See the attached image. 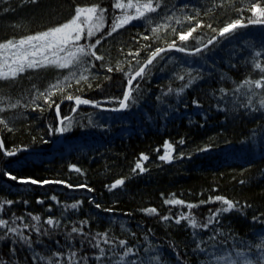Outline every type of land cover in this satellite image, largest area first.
<instances>
[{"label": "trees", "instance_id": "16d2710c", "mask_svg": "<svg viewBox=\"0 0 264 264\" xmlns=\"http://www.w3.org/2000/svg\"><path fill=\"white\" fill-rule=\"evenodd\" d=\"M115 2L0 0V42L60 26L75 16L77 7L97 6L107 9L103 13L105 28L91 41L85 37L81 42L94 43L105 36L114 18L122 14V10L114 8ZM120 2L126 4L129 0ZM137 2L148 0H132ZM152 3L154 7L159 4L155 12L146 13L144 18L101 40L94 50L104 57L102 61L85 57L83 63L69 68L50 66L26 70L15 79H0V119L8 124V128L0 124V134L7 151L50 148L59 137L55 131L59 125L56 104L67 100L68 95L119 107L118 100L127 87L126 73L134 74L157 47L175 43L194 50L226 24L236 19L246 23L250 18H258L252 13L254 5L264 8V0ZM183 4L190 7L181 9ZM125 11L132 13L134 9ZM149 18L151 24L147 23ZM153 28L159 30L153 32ZM192 28L195 31L191 36L181 41L179 35ZM145 35L149 39L144 40ZM228 37L195 56L168 52L162 55L163 60L158 58L155 66H150L151 74L135 83L140 84L139 91L133 92L138 105L131 111L116 114L81 108L73 112L74 103L63 105L60 116L71 117L72 127L64 133V143L53 151L7 158L0 149V203L4 204L0 218L11 223L13 217H23L14 225L23 228L25 224H37L31 216L38 215L40 225L52 233L40 235L31 227L24 229V234L34 241L31 249L13 234H5L0 241V260L5 264H84L81 257L87 256V264H115L117 257L108 245L101 247L111 260L97 261L99 251L90 243L97 233H108L117 244L120 240L127 242L132 254L126 261L134 260L136 264H243L245 260L264 264V251L257 247L264 241V109L258 103L264 89L255 90L257 96L251 107L245 106V89L234 92L245 79L256 81L264 77L254 66L259 62L264 67V26L239 29ZM12 51L0 54V61L4 56L11 58ZM258 51L262 53L259 57ZM137 52L139 56L135 55ZM101 64L105 67L101 68ZM108 67L113 70L107 71ZM197 70H203V78L181 95L168 92L169 88L179 90L187 83V73L192 71L196 75ZM73 71L87 79L79 83L75 79L66 81L65 77ZM179 75L185 79H178ZM222 75L225 79H221ZM57 81H63L62 87L51 89ZM221 88L228 94L223 95ZM50 89V97L40 95ZM194 99L199 107L193 105ZM11 104L18 106L10 108ZM67 123L66 119L64 124ZM181 139L183 144L179 143ZM166 142L172 145L171 162L159 159L166 151ZM204 148L208 150L202 151ZM181 153L182 159L178 158ZM142 156L148 159L143 160ZM137 163L145 171L137 169ZM5 173L53 183L20 184L8 179ZM120 179L125 183L110 190ZM53 196L55 200L51 199ZM216 196L233 201L239 211L222 214L217 218L219 223L203 230L192 229L185 220L179 225L174 222L180 213L188 214L186 205L191 203L199 205L191 209V214L202 223L221 204L200 202ZM171 199L184 203H165ZM9 200L11 205L6 203ZM74 203L78 205L75 209L70 207ZM149 208H155L156 214H148ZM257 217L258 220L254 219ZM48 218L58 220L60 227L53 229L47 225ZM84 221L87 223H81ZM73 226L81 228L87 238L80 233H71V238H67ZM4 231L0 229V233ZM193 231L197 233L195 238ZM124 250L116 247L117 253ZM229 256L230 260L224 259Z\"/></svg>", "mask_w": 264, "mask_h": 264}, {"label": "snow or ice", "instance_id": "6c2138e0", "mask_svg": "<svg viewBox=\"0 0 264 264\" xmlns=\"http://www.w3.org/2000/svg\"><path fill=\"white\" fill-rule=\"evenodd\" d=\"M32 3H36L37 0H31ZM157 7H159V4L154 7L152 0H148V2L145 3H132V0H129L128 3H121L120 0H116L114 4V8L122 10V14L119 16H116L113 20V23L110 27V30L105 34L104 37H100L99 39H96L94 43H88V44H81L80 41L82 39H85V28L87 29L86 37L89 41L92 40V38L96 35L97 31L100 29V27L103 24L104 16L103 13L107 11V9H98L97 6L83 8V7H77L75 9V16L70 19L68 22L61 24L60 26L50 28L46 31H42L38 34L34 35H28L24 38H20L18 40L9 39L6 42H0V54L8 51H12L11 58L4 56L3 60L0 61V79H15L16 76L20 73L25 72L26 70H36L38 68H44V67H55L56 69H65L69 68L70 66H76L80 65L84 62L85 57H92L96 61H102L104 59L103 56L98 55L96 51L94 50L97 45L101 43V40L106 38V36H111L113 32H115L117 29L124 27L126 24L131 23L132 21L139 20L141 18L145 17L146 13H152L157 10ZM190 5L183 4L180 5L181 9L189 8ZM134 9V12L129 13L125 10H131ZM4 11H8L7 8L3 9ZM99 12V15L97 13ZM252 13L254 17H258L256 19H249L248 23L250 24H261L264 23V8H261L259 4H256L252 7ZM95 18V19H94ZM170 19V17H166ZM151 19L149 18L147 20L148 24H151ZM179 22V21H178ZM242 21V19H236L232 21L231 23L226 24V26L222 27L219 30L218 35L220 37H225V39H228L230 37L226 36L225 34H232L235 35V29L237 28H243L246 27ZM211 27V25H209ZM158 28H153L152 31L156 32L158 31ZM195 31V28L190 29L186 33H181L179 35V39L181 41H185L188 39L189 36H191L192 32ZM213 31H216L213 29ZM144 40L149 39L147 35L143 36ZM215 41L210 39L205 44V48L209 44H213ZM170 48H175L178 52H187L189 55H195L202 51L200 48H196L195 52L188 51L185 47H178L176 48L175 43L169 46ZM166 49L157 47L154 51L150 52L148 54V58L141 64L140 67L132 73H126L127 79V91L123 94L122 99L118 100L119 107L114 108H105L102 109L103 111H111V112H122V111H131L133 107L138 105V99L137 97L133 96V92H138L140 89V84L137 83L135 86H133V81L139 77L141 79H145L148 75L151 74V68L149 66H155L154 61H157V58L159 57L161 60L164 59V57L161 55L163 52H165ZM63 54V55H61ZM261 52H256V56H261ZM129 55H132L131 52H129ZM136 56H139V52L135 53ZM10 59V62H9ZM158 62V61H157ZM138 64H140V61H137ZM235 67V65H232ZM255 68L259 69L262 73H264V67H261V64L259 62L254 63ZM101 68L105 67L104 64L100 65ZM146 69H148V72L146 73ZM88 69H85L87 71ZM113 69L111 67H108L107 71L111 72ZM202 71L203 70H197L196 75L192 74V71H189L187 73L188 80L187 83L182 85L179 90H173L171 88L168 89V92L171 93L173 91L176 92L177 95H181L187 88H190L192 84L196 83L197 80L202 79ZM210 75V73H209ZM180 80H184V75H179L177 77ZM71 79H75L77 83H79L80 80H86L87 77L84 76L82 73L77 75L75 71H73L69 77H65L66 81H70ZM110 79V77H109ZM221 79H225V77L222 75ZM63 81H57V83L53 84L51 86V89H56L62 87ZM70 86V85H69ZM91 86V85H89ZM51 89L47 93H41L40 95L50 97L52 94ZM242 89H245L242 94L247 97L246 107L252 106L253 99L256 98L257 93L255 92L256 89H264V77L261 79H258L256 81H252L249 79H245L242 83L236 86L234 89V92H241ZM219 91L223 95H227L228 93L225 92L223 88L219 89ZM167 95V93L165 94ZM67 100H75L74 108H78L80 105H91L94 108H100L101 105L98 101L94 102L90 99H84L79 96L73 97L71 95H68L66 97ZM157 99H160V97H157ZM48 100H45V103H47ZM55 103V102H53ZM260 108L264 109V92L259 93V100H258ZM193 105L196 107H199V102L194 99ZM17 104H11L10 108L17 107ZM51 107V105H49ZM43 110V109H41ZM255 110V109H254ZM3 109H0V112H2ZM56 115L59 117L60 114V108L59 104H56ZM167 115V113H165ZM64 119L68 120L67 124H64ZM0 124L4 125L5 128H8V124L4 119H0ZM60 124L63 125L62 127H58L55 129V131H58L59 133L63 134L65 132H68L71 130L72 124H71V117L62 118L60 119ZM9 130H11L9 128ZM47 143V141H45ZM180 144H183L184 141L181 139L179 141ZM0 148H3V142L0 141ZM166 151L163 155L159 156L160 160L171 162L172 160V145L170 143L166 142L165 145ZM202 151H207L208 149L204 148L201 149ZM16 154V150H10L6 152V155L13 156ZM178 158H183V153H181ZM190 158V156H189ZM143 160H147V156H142ZM136 168L139 169L141 172L145 171V169L142 167L140 163L136 164ZM76 171H80L79 169H76ZM5 175L10 180L17 181L20 184H37V183H53L51 181H43L38 182L31 178H18L14 175H11L9 173H5ZM58 183V182H57ZM125 181L123 179L117 180L115 183H113L110 186L111 189L117 188V186L123 185ZM89 191H92L91 189H88ZM52 200H55L56 197H52ZM219 201L221 206L214 211H211L210 214L206 217V219L202 223H198L195 216L191 214V209L194 207H198L197 204H187L186 207L189 209L188 214L180 213L176 218H174V222L176 224H180L181 220L187 221V225H190L192 229H206L210 224L212 223H219V220L217 219L224 213L231 212L233 209H236L239 211V208L237 205L224 197L216 196L215 198L209 197L208 201H201V204L204 203H211ZM38 203H43V201L38 200ZM8 205H11L12 201H6ZM165 203L168 204H183L184 202L181 200L171 199L166 200ZM4 207L3 203H0V209ZM71 208L75 209L78 207L77 204L70 205ZM96 208H101V205L95 204ZM51 210V209H49ZM104 211L112 212V209H104ZM148 214H156L155 208H149L146 210ZM31 215V214H29ZM31 219L36 221L37 224L35 225H27L25 224L23 228L15 227L16 220H23V217H13L11 220V223L8 219L0 218V229H4V233H0V241H3L5 239V234H13L17 241L20 243H23L27 248L31 249L33 246L34 241L30 238V236L24 234V229L26 228H33L37 233L40 235H51L52 233L49 231V229L43 228L42 225H40L41 217L31 216ZM164 220L170 219L169 217H163ZM254 219H259L254 218ZM45 223L49 226H51L53 229H58L60 227V222L58 220H54L53 218H48ZM83 224H86L87 222H81ZM71 233H80L82 235H85L87 238V234L82 232L81 228H78L76 226H73L71 228V232L68 234L67 238H71ZM193 238L197 236L196 231H193L192 233ZM99 237V239H97ZM211 239H215V237H211ZM41 241H35V243H40ZM90 243L92 244V247L95 249H98L99 255L95 257L97 261H102L105 258L111 260V256H106V250L104 247H101V244L108 245L109 250L111 251L113 256H116L117 259L115 261V264H136L134 260H127L126 258L132 254V249L130 247H126L127 242L124 240H120L117 244V242L109 237L108 233H97L95 236H93L90 240ZM116 247L124 248L125 250L123 253H117ZM257 247L264 251V241H262L260 244L257 245ZM11 250V249H10ZM38 255V254H37ZM75 253H73V256ZM243 253H237V256H242ZM41 260H43V257H40ZM224 259L230 260L231 257H225ZM81 260L84 261V264H87L88 257L83 256L81 257ZM0 264H5L4 261L0 260ZM49 264H52L51 261H49ZM232 264H236L235 261H232ZM243 264H251V261L245 260L243 261Z\"/></svg>", "mask_w": 264, "mask_h": 264}, {"label": "water", "instance_id": "95a60500", "mask_svg": "<svg viewBox=\"0 0 264 264\" xmlns=\"http://www.w3.org/2000/svg\"><path fill=\"white\" fill-rule=\"evenodd\" d=\"M244 24L247 25V26H246V27H243V28H237V29H235L234 31L239 30V29H244V28L253 27V26H264V23H261V24H250V23H244ZM225 35L228 36V35H230V33H229V34H225ZM222 38H224V37H220V36L217 34L216 36H214V37L212 38V40L215 41L213 44H209V45L207 46V48H205V44H204L203 46L199 47L200 49H202V51L199 52V53H197V54H195V55H198V54L204 52L205 50H208L209 48H211L212 46H214V45H215L219 40H221ZM175 46H176V45H175ZM178 47H179V46H176V48H178ZM164 49H166V51L163 52L161 55H164L165 53H168V52H178V51L175 50V48H170L169 46L164 47ZM187 50H188V49H187ZM188 51H190V52H195V49H194V50H188ZM178 53H181V54H184V55H188V56H195V55H189L187 52H178ZM158 58H159V57H158ZM158 58H157V59H158ZM154 62H155V61H154ZM154 62H153V63H154ZM149 67H150V66H149ZM147 70H148V69H146L145 71H147ZM139 79H140V78L137 77V78L133 81V86L135 85V83H136ZM126 91H127V87H126L125 92H126ZM70 102L75 103V100L73 99V100H71ZM63 104H64V103H63ZM59 108H60V107H59ZM81 108H86V109H89V108H90V109H95V110L103 111L102 109H105V108H112V107H106V106H102V105H101L100 108H94V107H92L91 105H80L78 108H75V110H73V112H76L77 110H79V109H81ZM105 112H110V113L120 114V113H122L123 111H122V112H111V111H105ZM60 119H62V118H61V116H60V114H59V125H58V127H62V125L60 124ZM65 120H66V119H64V121H65ZM0 141L3 142V148H0V149H1L2 153L4 154V156L7 157V158H13V157H16L17 155H19V154H23V153H46V152L53 151L55 148H57V147H59V146H61V145L63 144V142H64V135L61 134V133H59V137H58V139L54 141V144H53L50 148L40 149V148H27V147H22V148L16 150V154L13 155V156H8V155H6L7 150H6V148H5L4 140H3L2 136H1V134H0ZM171 154H172V152H171ZM171 161H172V160H171Z\"/></svg>", "mask_w": 264, "mask_h": 264}, {"label": "rangeland", "instance_id": "374dc122", "mask_svg": "<svg viewBox=\"0 0 264 264\" xmlns=\"http://www.w3.org/2000/svg\"><path fill=\"white\" fill-rule=\"evenodd\" d=\"M97 15H99L98 13H97ZM95 19V18H94ZM105 28V24H104V22H103V24H102V26L100 27V29L97 31V33L96 34H98L100 31H102L103 29ZM86 33H87V29L85 28V37H86ZM87 38V37H86ZM82 42V40L80 41V43ZM61 55H63V54H61ZM172 157H173V152H172Z\"/></svg>", "mask_w": 264, "mask_h": 264}, {"label": "bare ground", "instance_id": "6f19581e", "mask_svg": "<svg viewBox=\"0 0 264 264\" xmlns=\"http://www.w3.org/2000/svg\"><path fill=\"white\" fill-rule=\"evenodd\" d=\"M246 23H248V22H246ZM126 90V89H125ZM125 93V92H124ZM64 103V104H63ZM67 103H72V102H70L69 100H65V101H63V102H61L60 104H59V107H60V111H61V108H62V106L63 105H65V104H67ZM101 105V104H100ZM102 106H105V105H102ZM106 107H110V106H106ZM112 108H114V107H112ZM63 135H64V133H63ZM64 143V142H63ZM60 147V146H59ZM173 152V151H172Z\"/></svg>", "mask_w": 264, "mask_h": 264}]
</instances>
